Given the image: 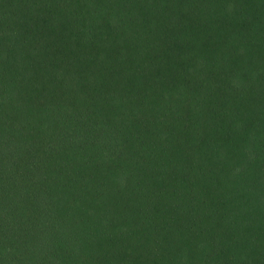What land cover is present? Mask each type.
I'll return each instance as SVG.
<instances>
[{"label":"trees","instance_id":"1","mask_svg":"<svg viewBox=\"0 0 264 264\" xmlns=\"http://www.w3.org/2000/svg\"><path fill=\"white\" fill-rule=\"evenodd\" d=\"M54 260L264 264V0H0V264Z\"/></svg>","mask_w":264,"mask_h":264},{"label":"rangeland","instance_id":"2","mask_svg":"<svg viewBox=\"0 0 264 264\" xmlns=\"http://www.w3.org/2000/svg\"><path fill=\"white\" fill-rule=\"evenodd\" d=\"M51 253H52V251H51ZM46 256L47 257H53L54 255H52V254H46ZM57 259V258H56ZM54 264H57V261L56 260H54Z\"/></svg>","mask_w":264,"mask_h":264}]
</instances>
